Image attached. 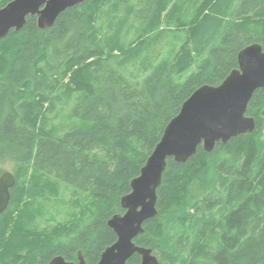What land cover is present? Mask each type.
Listing matches in <instances>:
<instances>
[{
	"label": "trees",
	"instance_id": "1",
	"mask_svg": "<svg viewBox=\"0 0 264 264\" xmlns=\"http://www.w3.org/2000/svg\"><path fill=\"white\" fill-rule=\"evenodd\" d=\"M254 43L264 49V0H85L50 28L29 15L12 29L0 40V162L16 184L0 214V264L77 263L79 251L97 264L167 124ZM247 114L253 132L168 158L158 213L135 238L159 264H264L263 88ZM62 187L73 210L42 226Z\"/></svg>",
	"mask_w": 264,
	"mask_h": 264
},
{
	"label": "water",
	"instance_id": "2",
	"mask_svg": "<svg viewBox=\"0 0 264 264\" xmlns=\"http://www.w3.org/2000/svg\"><path fill=\"white\" fill-rule=\"evenodd\" d=\"M85 0H12L0 8V40L12 29L19 30L29 15L36 16L41 29L54 25L58 16ZM239 67L220 85L197 88L182 104L179 113L167 124L161 140L148 157L141 173L132 179L131 192L121 198L123 214L108 221L117 240L108 246L97 264H127L138 254L140 264H159L152 248L136 244L144 223L158 213V188L169 157L185 162L199 146L212 151L218 142L229 140L256 128V120L247 114L256 90L264 89V49L259 43L245 47L238 55ZM16 184L13 172L0 176V214L9 206L11 189ZM78 263L88 264L78 252ZM49 264H75L64 256H55Z\"/></svg>",
	"mask_w": 264,
	"mask_h": 264
},
{
	"label": "rangeland",
	"instance_id": "3",
	"mask_svg": "<svg viewBox=\"0 0 264 264\" xmlns=\"http://www.w3.org/2000/svg\"><path fill=\"white\" fill-rule=\"evenodd\" d=\"M143 77H144V75L142 77H140V79H142ZM70 111H71V108H69L66 112L61 114V117L66 118L68 122H71V119L69 117ZM53 121H54V123L55 122L58 123L57 119H54ZM77 121H78V119H76V122ZM67 128H68V125L65 126V129H67ZM13 169H14L13 164L10 161L0 162V172H2V173H4L5 171L14 172ZM63 185H65V183H63ZM73 198H74L73 192L67 187H62V193H61L59 200L54 199L52 201V203H50V205H48V207H47L46 214H47V217L49 218V221H45L44 219H41L39 221V223L42 226H46V225H53L54 224L51 219H55V221L67 219L69 216V212L71 210H73V208H71ZM75 210L79 211L81 209L76 208ZM79 214H81V213H79Z\"/></svg>",
	"mask_w": 264,
	"mask_h": 264
},
{
	"label": "flooded vegetation",
	"instance_id": "4",
	"mask_svg": "<svg viewBox=\"0 0 264 264\" xmlns=\"http://www.w3.org/2000/svg\"><path fill=\"white\" fill-rule=\"evenodd\" d=\"M53 258H54V257H53ZM53 258H52V259H53ZM52 259H50V261H51ZM50 261H49L47 264H49V263H50ZM75 264H79V263L77 262V263H75Z\"/></svg>",
	"mask_w": 264,
	"mask_h": 264
}]
</instances>
